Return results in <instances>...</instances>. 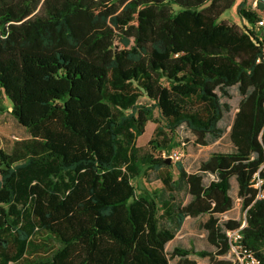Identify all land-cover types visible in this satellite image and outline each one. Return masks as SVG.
Segmentation results:
<instances>
[{
    "label": "trees",
    "instance_id": "16d2710c",
    "mask_svg": "<svg viewBox=\"0 0 264 264\" xmlns=\"http://www.w3.org/2000/svg\"><path fill=\"white\" fill-rule=\"evenodd\" d=\"M208 2L0 0V113L6 98L31 136L0 148V264H230L218 257L233 245L264 264L262 18L244 0L245 25L219 21L235 0ZM232 88L233 150L159 176L167 159L137 145L154 111L152 151L176 147L182 127L208 146L225 134ZM144 168L162 189L138 191ZM233 178L243 221L221 218ZM202 216L214 250L169 256L186 219Z\"/></svg>",
    "mask_w": 264,
    "mask_h": 264
},
{
    "label": "rangeland",
    "instance_id": "374dc122",
    "mask_svg": "<svg viewBox=\"0 0 264 264\" xmlns=\"http://www.w3.org/2000/svg\"><path fill=\"white\" fill-rule=\"evenodd\" d=\"M205 5H209V3ZM244 0H235L234 5L231 9L227 10L220 18L219 21H226L229 23L237 24L239 26L245 25L242 18L238 13L239 5ZM263 0H247V7L251 10L257 11L261 18L264 19V10H259V4ZM178 10L179 7L175 6ZM264 32V27H263ZM232 98L230 100L223 99L231 104L232 110L225 114L224 120L221 122V126L225 128V134L222 138L211 142L208 146H201L196 144V138L185 128H180L178 130V135L175 138V144L177 146L169 148L168 151L154 152L150 148V141L157 138L160 140L158 135V128L162 125L159 123V112L154 111V118L147 124L145 133L138 138L137 145L153 153L157 157L166 158L170 160L168 167L164 169L159 176L172 175L174 180L179 177V172L177 170V163L184 164L186 170L190 173H195L199 170L200 165L203 161L207 160L213 153L216 152H230L233 150V144L230 140L229 133L231 129V124L233 122L234 116L237 112L238 105L240 102V95L236 88H232ZM139 102L141 104H151V101L147 97L140 98ZM4 104L7 107V111L0 113V148L7 152H11L14 148V144L17 141L28 140L31 138L27 129L21 126L17 120L10 113L11 103L5 98ZM156 174L144 168V172L137 178L133 180V184L136 186L138 191L147 190L149 192H155L164 187L161 180L155 179ZM214 179L211 175H206L204 177L205 183H209ZM230 195L234 199V206L232 210L222 215V220L235 219L243 221L245 219V212L242 209L241 199L238 198V185L235 179L231 180V190ZM186 202L189 197H185ZM207 216H202L198 218H187L181 231L176 235V237L167 244L166 250L169 256L173 253L176 247H183L187 249L209 250L213 251L214 248L207 242L206 231L202 228V223L205 222ZM245 225V222L244 224ZM192 259L197 260L199 264H213L208 258H201L196 255L191 256ZM238 248L233 245L232 250L224 255L218 257V260L228 261L230 264H240L243 260ZM173 264L178 263V258H171Z\"/></svg>",
    "mask_w": 264,
    "mask_h": 264
},
{
    "label": "built area",
    "instance_id": "2783aa9c",
    "mask_svg": "<svg viewBox=\"0 0 264 264\" xmlns=\"http://www.w3.org/2000/svg\"><path fill=\"white\" fill-rule=\"evenodd\" d=\"M257 1H259V0H257ZM262 3H264V0H263ZM257 26L258 27H264V19L259 21ZM231 238H233L235 241H237V240H239L241 238V236H240V234L238 232H234L233 234H231ZM243 258L244 259L241 261L240 264H259V261L256 260L251 254L244 255Z\"/></svg>",
    "mask_w": 264,
    "mask_h": 264
},
{
    "label": "water",
    "instance_id": "95a60500",
    "mask_svg": "<svg viewBox=\"0 0 264 264\" xmlns=\"http://www.w3.org/2000/svg\"><path fill=\"white\" fill-rule=\"evenodd\" d=\"M167 162L169 163L170 162V160H167ZM246 224V223H245Z\"/></svg>",
    "mask_w": 264,
    "mask_h": 264
},
{
    "label": "crops",
    "instance_id": "0c3cea01",
    "mask_svg": "<svg viewBox=\"0 0 264 264\" xmlns=\"http://www.w3.org/2000/svg\"><path fill=\"white\" fill-rule=\"evenodd\" d=\"M244 24H246L244 21H243ZM243 26V25H242Z\"/></svg>",
    "mask_w": 264,
    "mask_h": 264
}]
</instances>
